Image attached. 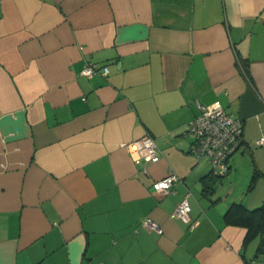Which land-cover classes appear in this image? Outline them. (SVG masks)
Here are the masks:
<instances>
[{"label":"crops","instance_id":"0c3cea01","mask_svg":"<svg viewBox=\"0 0 264 264\" xmlns=\"http://www.w3.org/2000/svg\"><path fill=\"white\" fill-rule=\"evenodd\" d=\"M214 103L243 142L206 190L187 130ZM145 134L155 162L127 148ZM233 202H264V0H0V264H264Z\"/></svg>","mask_w":264,"mask_h":264},{"label":"built area","instance_id":"2783aa9c","mask_svg":"<svg viewBox=\"0 0 264 264\" xmlns=\"http://www.w3.org/2000/svg\"><path fill=\"white\" fill-rule=\"evenodd\" d=\"M96 73L106 75L107 66L100 67L96 63L86 62L80 70V74L85 77H91ZM187 133L192 138L190 153L196 159L205 158L213 175L224 176L228 172L230 156L243 142V123L240 118L226 112L219 103L199 105V112L189 123ZM127 148L134 159L155 162L160 158L155 139L147 134L127 143ZM177 181L179 177L170 172L153 181L152 188L161 195L166 194ZM187 197L188 194L183 196L172 216L180 218L185 223H190V204ZM193 225L194 223H190V226ZM141 226L147 230L162 233L160 225L151 217L143 218Z\"/></svg>","mask_w":264,"mask_h":264},{"label":"trees","instance_id":"16d2710c","mask_svg":"<svg viewBox=\"0 0 264 264\" xmlns=\"http://www.w3.org/2000/svg\"><path fill=\"white\" fill-rule=\"evenodd\" d=\"M221 177L223 176H216L210 172L205 181V189H213ZM224 219L227 224L245 227L247 229L246 240L256 236L259 239L264 237V202L251 209L241 203L233 202L227 208Z\"/></svg>","mask_w":264,"mask_h":264},{"label":"rangeland","instance_id":"374dc122","mask_svg":"<svg viewBox=\"0 0 264 264\" xmlns=\"http://www.w3.org/2000/svg\"><path fill=\"white\" fill-rule=\"evenodd\" d=\"M244 165H245V163H241V165L239 166V168H238V170H237V172H236V176H237L236 180H239V178H240V170L242 169V167H244ZM225 177H226V176L221 177V179L215 183V187H220V186H222L223 183H224V179H225ZM241 182H242V181H241ZM220 184H221V185H220ZM244 188H245V187H244ZM224 190H225V189H224ZM244 190H245V189H244ZM224 193H225L224 191H221V194H222V195H223Z\"/></svg>","mask_w":264,"mask_h":264}]
</instances>
